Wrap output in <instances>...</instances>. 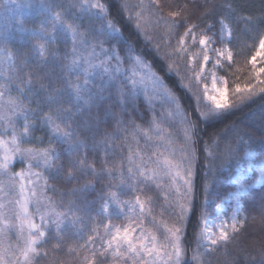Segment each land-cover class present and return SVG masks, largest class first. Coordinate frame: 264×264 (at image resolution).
I'll list each match as a JSON object with an SVG mask.
<instances>
[{"label":"snow or ice","instance_id":"snow-or-ice-1","mask_svg":"<svg viewBox=\"0 0 264 264\" xmlns=\"http://www.w3.org/2000/svg\"><path fill=\"white\" fill-rule=\"evenodd\" d=\"M120 7L140 32L162 28L166 44L177 36L164 58L170 74L191 84L196 118L165 91L177 111L159 119L153 111L137 123L146 114L140 96L152 108L149 89L165 86L121 39L108 0H0V264H70L65 255L77 264H215L217 253L230 255L229 264H264V232L241 246L249 224L264 226V187L252 191L264 185V127L230 129L223 144L224 135L210 137L196 186L198 225L187 240L199 125L264 99V66L256 67L264 58V13L242 14L235 0H121ZM244 37L258 42L249 58L241 56ZM245 64L252 69L242 86ZM173 115L185 125L179 143L164 127ZM17 158L26 171H11ZM237 169L250 179L241 182ZM62 183L74 186L60 193L58 207L47 193Z\"/></svg>","mask_w":264,"mask_h":264},{"label":"trees","instance_id":"trees-1","mask_svg":"<svg viewBox=\"0 0 264 264\" xmlns=\"http://www.w3.org/2000/svg\"><path fill=\"white\" fill-rule=\"evenodd\" d=\"M109 9L111 18L118 24V26L123 31L122 40L126 45H131L137 54L141 56V58L146 61L152 68V70L160 77V79L164 82L165 86L169 90L170 94L175 97L176 101L180 104L182 110H187L190 117L195 119V113L192 111L193 100L188 91L191 87V84L187 81H181V79L174 74L169 73L168 63L170 62L168 59L164 58L165 53L169 50L171 46H173L176 42L177 36L172 35L168 36V43L164 42L165 33L164 30L161 29H152L148 28L146 32H140L137 30L127 19V13L121 10V0H108ZM130 4L136 3V0H128ZM220 0H217L219 3ZM236 6L240 10L242 14H252L253 16H260L264 13V0H235ZM26 27H32V24L29 23ZM243 27V25H241ZM182 31L180 34L182 35ZM149 37V38H146ZM247 42V47H244L241 53L243 58H249L255 51L257 47V43H253L252 40L248 37L243 38ZM157 45H159V53H157ZM117 47H121V45H117ZM124 55V53H121ZM241 63H244V60H241ZM131 65L128 63L124 64L125 68H129ZM264 66V65H263ZM251 64H245L244 67L240 69L239 77L237 82L242 86L247 83L250 75H251ZM222 76H225V72L223 69L219 70ZM229 101L233 100V93L231 88V81L229 87ZM139 105V110L141 112H145L144 119H137L138 124H143L145 119H149L153 114L154 109L149 108L147 100L144 95H141L137 101ZM155 112V111H154ZM157 117L160 115L158 111L155 112ZM127 119V118H126ZM185 127V125H184ZM200 133L199 140L200 142L195 145V155L196 160L193 162V183H194V192H193V213L190 215V223L187 229V240L189 244H191V239L194 231L197 229L198 225V216H199V208L202 203V196L200 195L199 188L196 187L199 184L203 183L204 173L207 171L206 158L207 152L204 151L205 145L209 143L210 137L214 134H222L226 137L225 141H218L219 143H226L227 140H230L231 133L230 129L236 130H245L249 132H259L262 127H264V99L260 96L253 97L250 101H245L240 103L239 107H236L233 111L227 113L220 119H217L211 123H201L199 125ZM109 131L112 129L109 128ZM173 137L177 140V143L180 141L177 138H181L182 141V132L180 130V134H173ZM37 136L44 135L43 132H37ZM210 147H214V145H210ZM25 165V162L18 161L16 164L12 166L13 171H18L22 166ZM36 171H41L39 168H35ZM238 170V169H237ZM246 182V181H245ZM221 185L224 188H229L232 186V177H228L227 179L221 180ZM58 189L57 192L49 191L47 194L52 197L54 201H56L57 206L61 207V192H67L69 188L74 185L62 183L55 185ZM264 187V185L262 186ZM252 189L253 192L257 194L260 193L261 188ZM95 194H85L87 199H93ZM259 195L255 197L258 199ZM74 199L71 196H65L64 200ZM79 203V200L77 201ZM95 213H93L94 215ZM101 218L97 217L99 221ZM264 232V226L261 225L260 221L257 220L255 223H251L248 225V231L241 238V246L248 248L252 242V239H260L261 233ZM191 247L186 246V259L191 257ZM228 252L231 254L234 252V249L230 246ZM217 259L215 264H229L230 255L226 256L222 253H217ZM64 259L70 260V264H77L76 260L70 256L65 255L62 257Z\"/></svg>","mask_w":264,"mask_h":264},{"label":"rangeland","instance_id":"rangeland-1","mask_svg":"<svg viewBox=\"0 0 264 264\" xmlns=\"http://www.w3.org/2000/svg\"><path fill=\"white\" fill-rule=\"evenodd\" d=\"M3 16H4V13H3V10L0 9V24H2L4 21H3ZM193 49L199 47L198 45H193L192 46ZM210 55H212L210 53ZM264 65V58H262L261 56H257V65L256 67L259 68L261 66ZM151 67V66H150ZM208 68L211 67V61H209V65L207 66ZM125 68V67H124ZM207 71V68L205 69ZM220 69L217 70V75L219 76H222L219 72ZM151 71L154 72L151 68ZM155 73V72H154ZM156 74V73H155ZM157 77H159L157 74H156ZM261 78H264V73L261 74ZM160 79V77H159ZM160 81L164 84V82L160 79ZM165 86V84H164ZM165 91H167L168 93L169 90L167 89V87L165 86V88H159L157 89L156 93H152L151 92V88L149 89V92H150V96L148 97V99H151L152 101V108L154 109V111H158L159 115L161 114H166L168 112H172V113H175L177 111L175 105L173 104H170L165 98H164V93ZM228 100H229V95H228ZM179 104V103H178ZM180 106V104H179ZM180 110H182L181 106H180ZM160 118V117H159ZM157 117V119H159ZM164 127L168 128V130L177 135V134H180V130L182 132V129L184 128V125L181 124L180 122V117L178 115H173L172 117H170L167 122L164 124ZM179 141H181V138H177ZM20 162L19 158H17L16 160H14L13 162V165L16 164V162ZM24 162V161H23ZM25 170L26 171V162H25V165L22 166V168H20L18 171L20 170ZM11 171H13V169L11 168ZM33 171H36V169L34 168ZM237 172L239 173V180L241 182H245V181H248L250 178L248 176V174L244 171H241V170H237ZM263 185H257L256 188H260L262 187ZM30 210H31V206H30ZM230 214V213H229ZM37 222H39V219L37 217ZM113 223H116V224H123L124 221L123 220H117V219H114L113 220ZM11 239L7 241V243L9 244H13L15 245L17 243V237L13 234V233H9Z\"/></svg>","mask_w":264,"mask_h":264}]
</instances>
